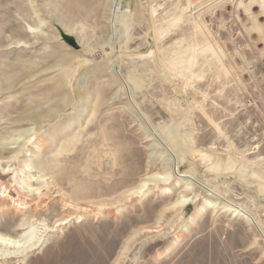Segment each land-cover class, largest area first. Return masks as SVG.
Returning <instances> with one entry per match:
<instances>
[{
    "label": "rangeland",
    "instance_id": "rangeland-1",
    "mask_svg": "<svg viewBox=\"0 0 264 264\" xmlns=\"http://www.w3.org/2000/svg\"><path fill=\"white\" fill-rule=\"evenodd\" d=\"M47 226L0 264H264V0H0V234Z\"/></svg>",
    "mask_w": 264,
    "mask_h": 264
},
{
    "label": "bare ground",
    "instance_id": "bare-ground-1",
    "mask_svg": "<svg viewBox=\"0 0 264 264\" xmlns=\"http://www.w3.org/2000/svg\"><path fill=\"white\" fill-rule=\"evenodd\" d=\"M179 178H190V175L187 173H177ZM196 182V181H195ZM39 191V188L36 187H28L27 192ZM25 193V192H24ZM183 203H189L190 198H185L182 200ZM231 205V204H230ZM234 205V204H233ZM235 207V206H234ZM235 212V214H241L242 212L246 214V212L241 207L227 208ZM65 220H60L58 225L64 224ZM24 228L18 227L17 230H23ZM54 231V228L45 227L41 232H36L34 230L28 231L27 233L21 234L19 238H12L8 236H3L0 234V259H16L22 258L30 251L36 249L38 246L43 243L46 233Z\"/></svg>",
    "mask_w": 264,
    "mask_h": 264
},
{
    "label": "water",
    "instance_id": "water-1",
    "mask_svg": "<svg viewBox=\"0 0 264 264\" xmlns=\"http://www.w3.org/2000/svg\"><path fill=\"white\" fill-rule=\"evenodd\" d=\"M70 42H71L73 45L77 46V43H76V41H75L74 39H71Z\"/></svg>",
    "mask_w": 264,
    "mask_h": 264
},
{
    "label": "trees",
    "instance_id": "trees-1",
    "mask_svg": "<svg viewBox=\"0 0 264 264\" xmlns=\"http://www.w3.org/2000/svg\"><path fill=\"white\" fill-rule=\"evenodd\" d=\"M66 39H69V37L66 36Z\"/></svg>",
    "mask_w": 264,
    "mask_h": 264
}]
</instances>
